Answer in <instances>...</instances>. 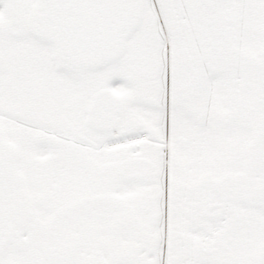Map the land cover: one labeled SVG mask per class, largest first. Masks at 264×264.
Wrapping results in <instances>:
<instances>
[{
	"label": "snow or ice",
	"instance_id": "6c2138e0",
	"mask_svg": "<svg viewBox=\"0 0 264 264\" xmlns=\"http://www.w3.org/2000/svg\"><path fill=\"white\" fill-rule=\"evenodd\" d=\"M0 264H264V0H0Z\"/></svg>",
	"mask_w": 264,
	"mask_h": 264
}]
</instances>
